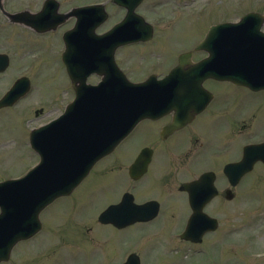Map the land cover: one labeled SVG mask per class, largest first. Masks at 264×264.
<instances>
[{
  "label": "rangeland",
  "instance_id": "rangeland-1",
  "mask_svg": "<svg viewBox=\"0 0 264 264\" xmlns=\"http://www.w3.org/2000/svg\"><path fill=\"white\" fill-rule=\"evenodd\" d=\"M216 2H219V0L212 2V6L216 4ZM225 3L226 2H221V5L217 6V8L221 9ZM250 7L251 6H246L245 12L248 11ZM242 11L244 10H227V13L232 12V14L226 16L232 19H236L240 16L238 14ZM219 18H221V15L218 16V19ZM212 21L213 18L209 17V23H211ZM6 29H8V32L5 35H0V50L6 49L11 52L12 67L7 73H5V75L0 76V94L4 89H6L12 78L15 77L19 72H21L23 70L22 68L27 64L28 60L26 59V62L25 58L23 57L25 53L29 51H36L38 49L39 53L45 50L47 51L48 55V47H50L52 51H56L61 45V42H59V40L50 37L37 38L34 35L29 34L28 32L18 35L14 33L12 29ZM179 36L184 40H187L188 38V36H185V33L183 32L182 34H179ZM44 44H47L46 49ZM180 47L181 46L176 47V53L178 52ZM138 49L139 50L136 53L133 52L130 54L127 52H122L119 56L121 66L134 79H142L149 72L148 68L146 69L140 67L138 57L139 55H141V53L147 54L154 48H152L151 50H147L146 48L139 47ZM137 53L139 54L137 55ZM43 55L44 58H48L45 53H43ZM49 61H53L52 56H49V60L47 62ZM147 62H150V60H147ZM151 62H153V65L158 66V64H156L153 59H151ZM147 67L151 69L154 66L147 65ZM45 68H47L48 73L53 68L59 69L61 68L60 61L46 64ZM48 73H43L42 75H40V77H36L35 82L39 78L40 80H38V84L42 86L43 81L51 79L52 82L48 86V88L51 87L52 91L58 89L59 85L64 83V81L62 80V82H59L55 79L56 75L48 76ZM50 95L51 93H47V99ZM231 96L233 98L238 97L240 99V102L243 105L242 109L252 105L254 100L257 98L252 93L234 87H231L230 91L228 89L227 97ZM40 101L42 100H38V98L32 97L30 101L25 105L26 114L31 117L34 116L33 110L36 107L42 106L43 110H46L47 115L40 117L35 123L51 117L52 115L58 113L61 109L60 108L53 111H50V109L47 110V108L49 107L44 106L43 102ZM38 103L41 104L38 106ZM56 104L57 103L53 105ZM53 105H51V107ZM231 108L232 107H224L219 110H217L216 108H212L209 111V118L213 117V119H215L214 116L217 114L219 116V118H217L219 121L226 122L231 126L228 138L226 137L223 141L213 142V145H216L217 149L213 153L214 158L211 165H191V157L188 155H190V152L197 148L196 145L193 149L190 148L189 152L183 155L179 160L173 159H175L176 156H179L180 152L171 155V158L169 156H166L170 160V163L166 164L165 169L160 172L155 182L148 185V187L143 185L139 189L138 185L137 189L135 190L137 193V201L142 202L152 198L160 200L163 204L164 209V215L162 219L168 220L163 222L158 219L159 221H156L151 226H143L146 229L143 228L141 230L142 232L157 231L158 233V231L160 232L161 226H165V228L170 229L178 224V229H180L182 220L189 210L187 206L188 204L186 195L181 194L178 191L180 184H182L183 182L191 181L192 179L198 177L203 170L209 168L217 172V175L220 178L217 186L221 191H224L228 186V183H226V180L224 181V176L222 174L223 166L225 165L226 161L234 160L240 154H242L240 148L244 143L258 142L263 140V129H260L258 133H255L256 129L258 128L256 125V121L258 120V110H255V108L254 110H250L244 114H239L237 111H234ZM18 111H20V109H18ZM6 118H8V113L4 112L2 114V120H5ZM259 121L264 123V111L260 114ZM164 122L165 120H162L152 125L159 126ZM213 126L215 127L216 123H214ZM21 131H23V128L20 125H17L13 129L12 134L15 137H19ZM149 131L150 129L147 126H144L136 133L133 140L145 138ZM178 135L179 134L172 137L168 142L162 143L161 141H158V144L152 145L157 149L158 155L163 149H168L169 146L178 137H180ZM213 135L215 136L214 133ZM9 138L10 137L6 133H4L3 129L1 128L0 178H6L9 175H18L22 173V171H24L25 167L27 168L28 166H30V164L37 161V157L29 153L24 141L17 145L12 142L7 146H1V143L8 142ZM200 140V137H198L196 138L195 142ZM226 141H231V147L233 146L232 148H234L232 149V153H230L229 157H226V155L222 153V149L224 150L223 145ZM117 155L115 156V159H117ZM134 157L128 159L127 151L125 150L123 159L120 158L122 160L112 162V159H110L104 165L97 166L92 171L89 178L86 180L88 183L84 187L85 189L78 192L75 197L70 198L71 200L63 201L53 206L55 208V211L54 208L51 209L50 212L52 214L48 217L49 222L47 224V247L50 246L49 254L47 255V257L35 258V253L43 247L42 243L44 242L45 235H41L33 241L18 247L12 255V259L8 264H95L97 262H100V255H98L97 253L91 256L90 250H94L97 248H99L98 251L101 255L103 254L105 256H108V260L120 261L121 254L124 250L120 248L129 245L132 242V240H130L131 237H126L121 241H118L117 239V241L113 240L112 242L105 241L108 237L112 236L111 234L107 233H111L110 229L102 228L99 230L100 233H98L95 232L96 229L94 230L97 224L95 226H92L91 224L84 225L80 220H90L105 201L115 198L117 199L118 197H115L116 194L119 193L118 195L120 197L122 193L128 190L130 181L127 176V167L133 161ZM157 162L159 164V167H154L152 173L153 176H151L148 181L153 180L154 176L159 173V169L163 167L165 160L163 158H159L157 159ZM106 176H109V178H107ZM251 176L253 178L252 183H244V187L238 186L235 189L237 195L232 202H226L223 197L222 199H218L211 205L209 209L211 215L220 219L222 223L218 233L210 235L206 238V241L202 246L200 245L199 247H196V249L203 251V253L191 259H197V261L193 262L194 264L209 261V259H206V253L209 255V258H212L210 259V261H216L214 259L219 260L220 258L221 264H264V259L253 260L250 258V254L264 253L263 167L259 165L257 170L253 174H251ZM260 188L263 189V191ZM176 203L177 209L180 207V205L187 208L186 212L183 215L181 214V216L175 211L177 210L175 208ZM107 205L108 204L105 203L104 207ZM44 217L46 218L47 216L45 215ZM50 218L54 219V221H51ZM58 224H60L64 231L56 230L55 226ZM120 235L126 234L122 233ZM144 235H147V233H145ZM149 239H151L149 244L144 247L143 245H141L139 249V254L142 257V264H152L153 262L154 264H157V259L160 258L161 253H163L161 245L163 242L159 241L158 243V238L152 239L151 237ZM223 239H226L228 241L226 242L227 246H224V244L220 241ZM104 241L107 242L105 244L107 247L101 246V243ZM217 242L222 243L223 246L222 244L221 246H216ZM110 244H118L119 249L108 248ZM151 244H153V246L149 247ZM74 250H81L80 258L70 256ZM180 253L182 255V252ZM119 254V259H116ZM82 256L83 259L81 258ZM163 257L167 256L163 255Z\"/></svg>",
  "mask_w": 264,
  "mask_h": 264
},
{
  "label": "water",
  "instance_id": "water-1",
  "mask_svg": "<svg viewBox=\"0 0 264 264\" xmlns=\"http://www.w3.org/2000/svg\"><path fill=\"white\" fill-rule=\"evenodd\" d=\"M257 30H259V25L257 26ZM102 50H106V48L102 44H100V46H98L97 48V54L101 53ZM110 52H111V49H110ZM95 58H97L99 61L103 59V58L101 59L98 55L95 56ZM107 59L109 61L111 60V53H110V56L107 57ZM250 61L252 60L248 59V62ZM103 72L105 73L106 76L109 74H113L114 72L117 73V71L114 70V67L112 64H110V67L108 68L106 67V65H104ZM256 75L258 76V74L256 73L251 76H256ZM210 76L214 78H219L222 80H232L235 83L239 82L238 76L230 74V73L216 74L212 72ZM243 82H245L244 84H246V82L248 81L242 80V82L240 83H243ZM81 92L82 91L80 90L79 93ZM112 94L121 97L120 90L116 91V89H114L112 90ZM146 115H149V114H145V113L141 114L133 122V124L137 120L143 118ZM72 125L73 123H68L64 129L68 130ZM76 129L77 128L75 127V125H73L70 129L71 132L69 133L63 132L64 133L63 136L66 135L67 138H69L70 140H73L71 141L69 145L60 148L59 147L60 143L55 144L56 150L59 155L58 159L55 162H54L53 153L49 149H47L46 163L35 175L37 181L44 182V183H34L35 190L33 191V194L42 198L40 199V202L39 201L34 202L35 204H37L36 207L38 210H41L42 208H44L48 203H50L52 200H54L58 196L70 194L71 191L77 186V184L81 181V179L88 172L89 167L85 169V171L83 172L81 176H78V173L74 174V168H75L76 163L81 161V159L85 158V154H81L84 148V143H85L83 142V139H82L83 134H78L75 136ZM117 143L118 141H115V143L111 144L105 153L111 151ZM78 157H79V160H76ZM98 157H96L94 160H96ZM5 256L0 257V260H2L3 258L6 259L7 257Z\"/></svg>",
  "mask_w": 264,
  "mask_h": 264
},
{
  "label": "flooded vegetation",
  "instance_id": "flooded-vegetation-1",
  "mask_svg": "<svg viewBox=\"0 0 264 264\" xmlns=\"http://www.w3.org/2000/svg\"><path fill=\"white\" fill-rule=\"evenodd\" d=\"M55 1H57L58 5L54 3H50L48 6V11L50 12L52 18H56V12H59L61 14L68 13L69 11H72L76 8L100 2V0H55ZM5 2L11 5V8L13 9L11 12L14 13L21 12L23 10H29L32 13H39L43 9L47 0H5ZM74 24H75V19H69L64 25V27L66 28L69 27V25L72 26ZM15 26L19 28H23L24 29L23 32H26V30H28L31 34H39L31 28L22 25H15ZM65 31L66 30H64V32Z\"/></svg>",
  "mask_w": 264,
  "mask_h": 264
}]
</instances>
